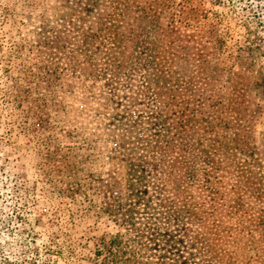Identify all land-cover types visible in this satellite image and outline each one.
<instances>
[{
  "label": "rangeland",
  "instance_id": "obj_1",
  "mask_svg": "<svg viewBox=\"0 0 264 264\" xmlns=\"http://www.w3.org/2000/svg\"><path fill=\"white\" fill-rule=\"evenodd\" d=\"M0 264H264V0H0Z\"/></svg>",
  "mask_w": 264,
  "mask_h": 264
},
{
  "label": "trees",
  "instance_id": "obj_2",
  "mask_svg": "<svg viewBox=\"0 0 264 264\" xmlns=\"http://www.w3.org/2000/svg\"><path fill=\"white\" fill-rule=\"evenodd\" d=\"M108 251H110V252H111V254H114V253H113V251H111V249H108Z\"/></svg>",
  "mask_w": 264,
  "mask_h": 264
}]
</instances>
